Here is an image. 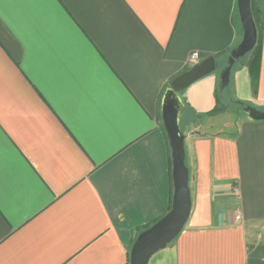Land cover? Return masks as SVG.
Segmentation results:
<instances>
[{
	"label": "crops",
	"instance_id": "1",
	"mask_svg": "<svg viewBox=\"0 0 264 264\" xmlns=\"http://www.w3.org/2000/svg\"><path fill=\"white\" fill-rule=\"evenodd\" d=\"M254 4L256 75L227 87L263 111ZM241 40L237 0H0V264H127L171 202L160 101L193 53L217 69L179 93L191 212L148 264H264V121L209 115Z\"/></svg>",
	"mask_w": 264,
	"mask_h": 264
},
{
	"label": "water",
	"instance_id": "2",
	"mask_svg": "<svg viewBox=\"0 0 264 264\" xmlns=\"http://www.w3.org/2000/svg\"><path fill=\"white\" fill-rule=\"evenodd\" d=\"M251 0H237L242 40L226 58V66L219 74L218 94L221 96L229 85L231 69L235 61L249 54L257 39L256 27L251 15ZM217 69L213 57H207L187 71L176 76L165 90L160 101V117L170 151L171 205L169 211L146 230L140 232L128 252V264H148L159 251L164 250L181 233L191 212L189 172L185 165L184 135L180 128L183 103L179 93ZM242 113L253 121H264V110L245 106Z\"/></svg>",
	"mask_w": 264,
	"mask_h": 264
},
{
	"label": "trees",
	"instance_id": "3",
	"mask_svg": "<svg viewBox=\"0 0 264 264\" xmlns=\"http://www.w3.org/2000/svg\"><path fill=\"white\" fill-rule=\"evenodd\" d=\"M254 1L255 0H251L250 9H251V15H252L255 27H256L257 39H256V44H255L253 50L249 54L246 55L248 57L247 68H248L250 74L253 77H255L256 71H257V68H258V55H259L260 48H261V30H262V12H261V10L259 8L255 7ZM244 107H245V104H243L241 102H238V101H236L234 99H229V97H228V87H226V89L223 91L221 96L218 94V91L216 92L215 106L209 112V115H214V114L221 113V112H223V111H225V110H227L229 108H236V109L242 111V109ZM185 116H186V110H185V107H184L183 112H182V119L180 121L181 131H183L182 130V126H183V122H184V117ZM165 140H166V137H165ZM166 142H167V140H166ZM167 150L169 151L168 147H167ZM169 174H170V184H171V162H170V159H169ZM171 192H172V185H171ZM170 205H171V202H170ZM170 205H169L168 209L166 210V212L164 214H166L169 211ZM160 218H157V219L153 220L151 224L140 228L138 230L136 236L140 232H142V231L146 230L147 228H149L152 224H154ZM136 236L131 241L130 247H131L132 243L134 242ZM130 247H129V250H130ZM129 250H128V252H129ZM127 264H128V260H127Z\"/></svg>",
	"mask_w": 264,
	"mask_h": 264
},
{
	"label": "built area",
	"instance_id": "4",
	"mask_svg": "<svg viewBox=\"0 0 264 264\" xmlns=\"http://www.w3.org/2000/svg\"><path fill=\"white\" fill-rule=\"evenodd\" d=\"M200 61V56L198 53H193L189 56V62L191 64H197ZM236 219L238 220L239 217H236Z\"/></svg>",
	"mask_w": 264,
	"mask_h": 264
},
{
	"label": "rangeland",
	"instance_id": "5",
	"mask_svg": "<svg viewBox=\"0 0 264 264\" xmlns=\"http://www.w3.org/2000/svg\"><path fill=\"white\" fill-rule=\"evenodd\" d=\"M247 58H248V57L245 56V57L239 59V60L237 61V64H238L239 62H245ZM228 90H229V89H228ZM228 92H229V91H228ZM232 109H234V108H232ZM229 116H231V115H224L221 119H222V120H226V119L229 118ZM221 119H220V120H221Z\"/></svg>",
	"mask_w": 264,
	"mask_h": 264
}]
</instances>
